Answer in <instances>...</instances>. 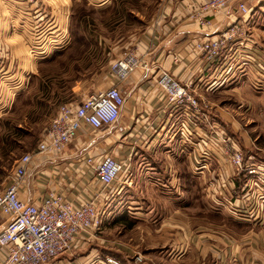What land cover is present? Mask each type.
<instances>
[{
  "label": "crops",
  "instance_id": "0c3cea01",
  "mask_svg": "<svg viewBox=\"0 0 264 264\" xmlns=\"http://www.w3.org/2000/svg\"><path fill=\"white\" fill-rule=\"evenodd\" d=\"M87 1L94 5L106 0ZM87 1L37 0L28 4L24 0H0V115L13 103L21 85L37 75L47 62L39 55L78 52L81 57L89 52L88 38L93 30L85 27L84 22L96 24V20L94 16L90 17L91 13L88 15L83 11L87 8L94 12L85 4ZM205 2L207 0H173L160 10L163 4L160 0L158 13L153 15L142 35L126 44H129L127 48L136 49L142 66L117 84L124 96V105L114 126L96 133L83 128L80 137L62 152L33 154L19 190V197L24 202L39 205L50 192L66 191L67 199L76 203L89 199L94 188L98 192L100 227L90 235H80L78 246L51 264H106L107 258L120 264H138V256L142 259L140 264H264V221L254 215L255 210L250 212L251 219L233 224L243 233L234 234L225 227L228 235H221L211 230V224H200L199 206L193 204V198L199 199V180H206L210 171L202 175L195 171L197 139L193 135L190 140L181 135L185 118L180 108L166 103L156 85L160 72L167 71L182 86H187L189 93L198 97L202 114L195 127L196 133L200 132L198 137L202 138V132L214 125L226 132L233 142V135H229L231 128L242 135L234 125L228 129L221 120L213 119L216 109L224 111L216 106L215 101L219 99L215 98L246 95L244 89L248 80L242 79L245 77L242 66H235L227 58L209 64L191 48V42L195 44L216 37L238 16L230 13L231 10L208 13L205 18L212 19L213 25L201 29L191 19V14ZM238 3L251 10L246 18L249 35L255 45L264 50V0H233L231 7ZM174 58H178L177 64ZM104 80V83L100 80V84L106 86L104 89L95 86L90 95L75 96L73 102L77 104L116 85L109 75ZM10 91L12 95L8 96ZM225 114L220 113V116L223 118ZM4 119L0 118V130ZM242 140L246 147L251 143L249 139ZM36 148L26 153H33ZM106 153L123 164L124 172L111 186L102 188L92 168L83 167L85 175L78 170L79 166L86 165L87 159L99 160ZM18 159L9 182L1 190L10 183ZM227 172V179H233L230 166H227ZM82 175L91 179L88 186L74 183ZM233 181L234 194L239 196L240 190H236ZM125 190L133 191L129 213L134 215L133 220L139 219L133 223L142 225L147 230L146 235L126 238L118 232V225L125 227L122 224L126 218L115 219L111 224L112 205ZM235 207L247 208L245 199L237 200ZM141 214L142 218H139ZM3 221L0 215V227ZM133 225L131 228H135ZM128 242L146 246L145 253L142 254L138 247L124 248Z\"/></svg>",
  "mask_w": 264,
  "mask_h": 264
},
{
  "label": "rangeland",
  "instance_id": "374dc122",
  "mask_svg": "<svg viewBox=\"0 0 264 264\" xmlns=\"http://www.w3.org/2000/svg\"><path fill=\"white\" fill-rule=\"evenodd\" d=\"M88 2H85V4L92 7L94 12L87 8L83 11L88 15L91 13L90 17L94 16L96 20V24L93 22L86 24V21L84 22L85 27L93 30L91 38H88L91 48L89 52L81 57H79L78 52H72L71 55L66 52H60L59 55L56 53L39 55L43 56L42 61L47 62L43 63L39 73L35 75L36 77H32L21 85L20 93L13 98V103L7 106L5 113L0 115L1 119L5 118L2 121L3 124H1L0 130V191L2 186L9 182L15 161L40 143L44 130L55 117L61 104L76 105L73 102L75 96L90 95L95 86L101 89L106 87L104 84H100V80H103L102 83H104V79L109 75L107 70L111 66V62L117 60L119 57L117 59L116 57L126 51L131 40H136L142 35L153 15L158 13L160 0H117L115 4H113L114 0H106L102 4L94 5ZM89 21H91L90 18ZM127 43L129 44L126 45ZM116 48L118 49L116 50ZM113 51L116 52L113 53ZM246 57L249 61L257 59L262 61L264 60V50L254 44L251 51L236 54L229 52L221 57L227 58L231 63L234 62L237 67L242 66L241 70L245 76L242 79L244 81L248 80V83H245L246 90L244 89V91L246 95L215 98V100L219 99L215 101L216 106L224 111L216 109L213 113L214 120L218 118L224 123L222 125L228 129L231 125H234L239 128L242 135L239 136L238 130L234 132L231 128L229 135H233V142L226 132L218 126L214 125V127L226 134L247 160L264 165V68L259 70L255 63H251V61L244 62ZM258 70L260 75L257 73ZM11 95L12 92L10 91L8 96ZM219 112L221 114L226 112V114L222 118ZM214 124L217 125L218 123L215 121ZM202 133H204L202 138L195 136L200 144L199 155L202 152L210 157L206 161L207 163L205 162L206 164L202 162V167L197 171L199 172L198 175L210 171V176L209 179L199 180V199L195 200L193 198V204L199 206L198 220L200 224H211V230L217 234L228 235L225 232V227L234 234L243 233V230L233 224L251 219L250 212L255 210L256 195L252 193L255 186L251 185L249 190L248 188L244 190H247L246 192L243 191L239 196L238 193L235 195L232 179L226 177L228 176V165L221 152V145L215 141L216 138L211 137L213 135L211 129L207 128ZM243 138L249 139L251 142L249 146L244 145ZM92 161L90 164L85 163L86 165L79 166L78 171L82 170V174H84L83 167L95 168L98 159L94 158ZM90 182L91 180L89 184ZM74 183L79 184V180L74 181ZM193 191H195V186H193ZM132 192L131 190H125L117 198V202L112 205L109 215L111 224L115 219L122 218L123 220L126 218L122 224L125 227L122 228L118 225L116 229L126 238L146 235L147 232L142 225L135 226L138 223L133 222H139V219L137 221L133 220L135 219L134 215L129 213L130 208L128 207L131 206L129 202L134 197ZM249 197L247 208L239 209L235 207L237 200L245 199L246 201ZM90 199L92 197L86 200ZM209 202H212L213 205ZM236 210H242L243 212H237ZM195 214L193 213V215ZM188 215L190 216V213ZM138 217L142 218V214ZM132 224L135 228H131ZM154 224H157V221ZM230 236H233V234ZM123 247L127 249L138 247V250L143 251L141 252L143 254L146 246L128 242Z\"/></svg>",
  "mask_w": 264,
  "mask_h": 264
},
{
  "label": "built area",
  "instance_id": "2783aa9c",
  "mask_svg": "<svg viewBox=\"0 0 264 264\" xmlns=\"http://www.w3.org/2000/svg\"><path fill=\"white\" fill-rule=\"evenodd\" d=\"M24 1L33 4L37 0ZM172 1L163 0L160 10L164 9V4L168 5ZM232 1L207 0L191 14V19L201 29H208L213 25L212 19L205 18L208 13L218 14L231 10L230 13L238 16L216 37L200 40L195 44L191 42V48L197 50L209 64L216 62L225 53L251 51L255 44L249 35L246 19L250 16L251 10L242 3L231 7ZM158 18L161 19L162 15ZM173 61L175 64L179 62L178 58H174ZM250 61L255 63L259 70H263L264 60ZM250 61L246 57L244 62ZM141 66L142 62L136 49H126L109 70V76L116 85L98 91L76 105L61 104L55 117L44 130L43 138L35 151L23 154L18 159L10 183L0 191V215L4 218L0 227V264H51L76 248L80 235L87 236L98 230L101 221L96 202L97 189L92 192V199L81 200L78 203L69 201L64 191L50 192L39 205L21 200L19 190L33 154H58L80 137L83 128L89 133H96L117 123L124 105V96L117 84L126 80ZM156 85L168 105L180 108L185 118L183 128L180 130L181 135L189 140L191 135L198 137L200 132L196 133L195 127L202 115L198 97L189 93L188 87L182 86L167 71L160 72ZM211 130L213 134L211 137L216 138L215 141L221 145L226 163L232 168L233 179L242 177L240 193L247 188L249 190L251 185L255 186L252 192L256 195L254 213L264 221V165L245 159L242 152L220 129L212 127ZM199 146L197 142L194 162L197 173L202 167V162L206 164L210 157L202 152L199 155ZM92 162L90 158L85 161L88 164ZM93 171L99 185L106 188L124 172V166L115 156L106 153L95 164ZM90 180L82 175L79 185L87 186ZM248 200L250 197L246 199V204ZM136 262L140 264L142 259L138 256ZM105 263L120 264L111 258H107Z\"/></svg>",
  "mask_w": 264,
  "mask_h": 264
},
{
  "label": "trees",
  "instance_id": "16d2710c",
  "mask_svg": "<svg viewBox=\"0 0 264 264\" xmlns=\"http://www.w3.org/2000/svg\"><path fill=\"white\" fill-rule=\"evenodd\" d=\"M245 158H246V157H245ZM240 179H242V177H239V179L236 178V179H234V181H233L236 190H238V189L240 190Z\"/></svg>",
  "mask_w": 264,
  "mask_h": 264
}]
</instances>
